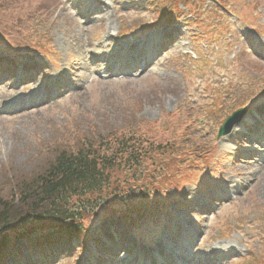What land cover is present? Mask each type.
Instances as JSON below:
<instances>
[{"label": "rangeland", "instance_id": "obj_1", "mask_svg": "<svg viewBox=\"0 0 264 264\" xmlns=\"http://www.w3.org/2000/svg\"><path fill=\"white\" fill-rule=\"evenodd\" d=\"M179 1L172 7L173 0H123L136 4L131 10L113 5L104 20L83 31L59 11L58 0H0V50L27 59L50 49V59L59 63L60 69L68 59H77L75 55L91 63L89 52L104 54L108 50L104 37L113 44L115 34L134 39L165 22L185 28L189 35V54L181 55L175 49L174 56L156 64L154 77L140 75L99 83L83 71L76 91L58 103L16 119L0 114V196L4 199L11 196L13 179L45 171L61 152L89 148L108 161L122 137L146 152L137 165L126 162L124 153L122 161L107 167L103 190L82 216L77 236L54 233L47 230V224L42 225L28 239L9 241L12 246L1 257L10 256L11 264L16 250L21 254L33 251L35 244L48 248L53 234L58 246L68 244V254L55 264H75L78 259L87 264L85 255L89 256L91 247L87 254H80L81 248L97 235L110 241L113 234L107 225L115 217L128 225L133 218L141 220L134 232L136 249L141 242L153 245L163 232L165 226L159 227V222L165 225V215L151 219L154 213L143 214V210H151L178 192L194 191L209 177L221 175L220 166L226 160L220 157L227 156L231 142L216 137L218 128L237 108L264 102V60L252 52L256 43L264 48V0H218V5L217 0H182L178 5ZM180 12L190 17L184 18ZM177 16L181 18L176 20ZM223 36L231 41L220 39L225 46L218 53H209L212 39ZM101 43L103 46L96 48ZM7 91L9 88L3 87L0 98L14 93ZM259 169L260 174L249 179L253 180L249 190L229 192L231 198L222 201L201 231L198 251L220 244L216 250L233 249L240 254L222 264H264V165ZM235 176L236 169L231 168L223 174L222 186ZM191 195L184 202L191 201ZM98 245L97 253L102 255L103 243ZM71 253L75 256L70 257Z\"/></svg>", "mask_w": 264, "mask_h": 264}, {"label": "trees", "instance_id": "obj_2", "mask_svg": "<svg viewBox=\"0 0 264 264\" xmlns=\"http://www.w3.org/2000/svg\"><path fill=\"white\" fill-rule=\"evenodd\" d=\"M119 146L110 162L89 148L70 154L61 152L45 171L13 179L11 196L8 199L0 196V247L13 233L23 236L45 224L62 226L67 231L77 227L78 211L71 198L86 196L78 203L87 207V194H101L105 170L114 166L121 154L127 152L126 162L137 165L146 153L142 148L128 145L126 148L123 143Z\"/></svg>", "mask_w": 264, "mask_h": 264}, {"label": "water", "instance_id": "obj_3", "mask_svg": "<svg viewBox=\"0 0 264 264\" xmlns=\"http://www.w3.org/2000/svg\"><path fill=\"white\" fill-rule=\"evenodd\" d=\"M243 113V111H238L233 114L232 117L225 120L224 125L219 129L218 136H222L224 134H227L228 131L231 129L234 122H236L238 116H240Z\"/></svg>", "mask_w": 264, "mask_h": 264}]
</instances>
